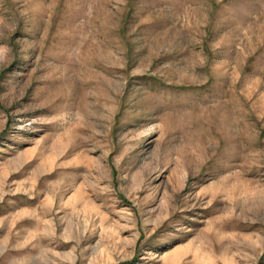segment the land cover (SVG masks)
Segmentation results:
<instances>
[{"label":"rangeland","instance_id":"rangeland-1","mask_svg":"<svg viewBox=\"0 0 264 264\" xmlns=\"http://www.w3.org/2000/svg\"><path fill=\"white\" fill-rule=\"evenodd\" d=\"M0 264H264V0H0Z\"/></svg>","mask_w":264,"mask_h":264}]
</instances>
